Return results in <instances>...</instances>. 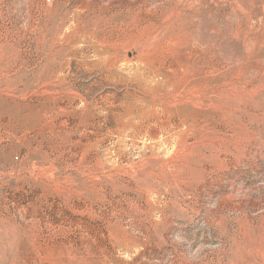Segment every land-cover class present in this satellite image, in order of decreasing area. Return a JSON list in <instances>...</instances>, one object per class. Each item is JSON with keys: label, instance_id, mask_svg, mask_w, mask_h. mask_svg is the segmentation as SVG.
<instances>
[{"label": "rangeland", "instance_id": "rangeland-1", "mask_svg": "<svg viewBox=\"0 0 264 264\" xmlns=\"http://www.w3.org/2000/svg\"><path fill=\"white\" fill-rule=\"evenodd\" d=\"M245 241L264 264V0H0V264Z\"/></svg>", "mask_w": 264, "mask_h": 264}, {"label": "bare ground", "instance_id": "bare-ground-1", "mask_svg": "<svg viewBox=\"0 0 264 264\" xmlns=\"http://www.w3.org/2000/svg\"><path fill=\"white\" fill-rule=\"evenodd\" d=\"M262 233V232H261ZM257 242V241H256ZM255 242V243H256ZM259 242V241H258ZM246 243V247L248 249H240L237 251V259H238V262L240 263H245V264H253L255 263V259L257 258V256H254V254L258 253V251H260V247H256L255 249L252 248V246L250 247L249 246V242L248 241H245ZM253 243V242H252ZM254 243V245H255ZM260 243V242H259ZM262 244V243H261ZM253 245V244H252ZM257 246H258V243H257ZM254 247V246H253ZM262 247V246H261ZM245 248V247H244ZM264 248V243H263V247ZM257 249V251H255ZM259 249V250H258ZM257 255V254H256ZM259 255V254H258ZM262 255V254H261ZM264 255V254H263ZM255 258V259H254ZM262 259V258H261Z\"/></svg>", "mask_w": 264, "mask_h": 264}, {"label": "built area", "instance_id": "built-area-1", "mask_svg": "<svg viewBox=\"0 0 264 264\" xmlns=\"http://www.w3.org/2000/svg\"><path fill=\"white\" fill-rule=\"evenodd\" d=\"M44 3H50L51 0H43Z\"/></svg>", "mask_w": 264, "mask_h": 264}]
</instances>
